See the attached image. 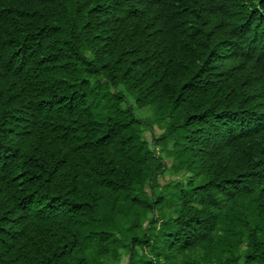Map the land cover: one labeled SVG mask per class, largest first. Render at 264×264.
I'll return each instance as SVG.
<instances>
[{
  "label": "trees",
  "instance_id": "16d2710c",
  "mask_svg": "<svg viewBox=\"0 0 264 264\" xmlns=\"http://www.w3.org/2000/svg\"><path fill=\"white\" fill-rule=\"evenodd\" d=\"M124 259L264 264V0H0V264Z\"/></svg>",
  "mask_w": 264,
  "mask_h": 264
},
{
  "label": "rangeland",
  "instance_id": "374dc122",
  "mask_svg": "<svg viewBox=\"0 0 264 264\" xmlns=\"http://www.w3.org/2000/svg\"><path fill=\"white\" fill-rule=\"evenodd\" d=\"M135 114L138 118H147V117H150L152 114H151V111L148 107L146 108H143V109H135ZM187 175H183V177H186ZM178 177H175V176H172L169 172H167L164 176L160 177V182L162 185H164L166 182L168 181H172V180H177ZM125 263V259L123 261V264Z\"/></svg>",
  "mask_w": 264,
  "mask_h": 264
}]
</instances>
